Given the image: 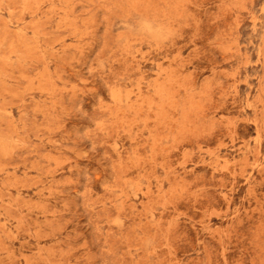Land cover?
<instances>
[{
    "label": "rangeland",
    "instance_id": "obj_1",
    "mask_svg": "<svg viewBox=\"0 0 264 264\" xmlns=\"http://www.w3.org/2000/svg\"><path fill=\"white\" fill-rule=\"evenodd\" d=\"M0 264H264V0H0Z\"/></svg>",
    "mask_w": 264,
    "mask_h": 264
}]
</instances>
